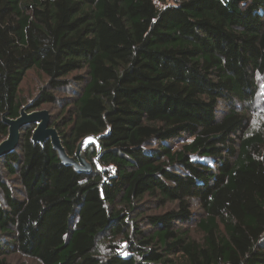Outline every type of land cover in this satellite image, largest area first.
Masks as SVG:
<instances>
[{
  "label": "trees",
  "instance_id": "obj_1",
  "mask_svg": "<svg viewBox=\"0 0 264 264\" xmlns=\"http://www.w3.org/2000/svg\"><path fill=\"white\" fill-rule=\"evenodd\" d=\"M31 70L48 89L30 110L68 90L51 126L70 155L102 136L80 172L22 128L0 157V264H264V0H0L1 140Z\"/></svg>",
  "mask_w": 264,
  "mask_h": 264
},
{
  "label": "water",
  "instance_id": "obj_2",
  "mask_svg": "<svg viewBox=\"0 0 264 264\" xmlns=\"http://www.w3.org/2000/svg\"><path fill=\"white\" fill-rule=\"evenodd\" d=\"M30 107V103L24 105L20 110V115L15 118L3 116L4 121L9 126V134L7 138L0 142V157L15 151L19 145L22 128L25 125L33 124L35 127L31 139L34 143L44 144L50 140L64 164L72 165L80 172H90L92 165L87 159V148L91 144V140L100 143L99 139L102 135L90 134L83 137L77 145L75 155H70L63 144L59 131L55 126H51V113L49 110H30Z\"/></svg>",
  "mask_w": 264,
  "mask_h": 264
},
{
  "label": "rangeland",
  "instance_id": "obj_3",
  "mask_svg": "<svg viewBox=\"0 0 264 264\" xmlns=\"http://www.w3.org/2000/svg\"><path fill=\"white\" fill-rule=\"evenodd\" d=\"M169 2H173L174 0H168ZM72 77L69 76L67 77V79H70ZM258 82H259V88H258V93L256 96V101L255 104L253 106L254 108V116H257L259 121H264V75H259L258 77ZM48 78L42 74L39 71L36 70H31L27 73L25 79L23 80L21 87H20V96L22 101L24 102V104H27L28 102H31L33 99H35L39 92H41L43 90V88L48 89ZM67 89L66 88H59V89H55L54 93L56 95V97L58 98V101H56L54 104H44L42 105V107H40L39 109H47L49 110V112L51 114H53L55 117V120H58L62 117H64L65 115H69V108H68V103L64 100L68 99V94H67ZM54 121V119H53ZM1 138H0V142H1ZM94 141V140H91ZM96 142V141H95ZM14 185L15 187H17L16 193H18L19 195H22V186L19 183V180H14ZM17 185V186H16ZM194 207V211L196 216L201 214V210L199 208V205L194 202L193 203ZM162 209L157 206L156 203L154 202H145L142 205V211L143 213H151V212H156V211H161ZM141 225L144 226L145 225V221H141V219L139 220ZM193 227V234L196 237H199V233H198V229L193 221V223L191 224ZM119 242L120 246H121V238H119L117 240V243ZM123 244V243H122ZM125 246V245H124ZM123 246V247H124ZM21 263H25V264H40L39 261H37L36 259H32V258H24L22 255H19L17 253H13V255L11 257H9V264H21Z\"/></svg>",
  "mask_w": 264,
  "mask_h": 264
}]
</instances>
